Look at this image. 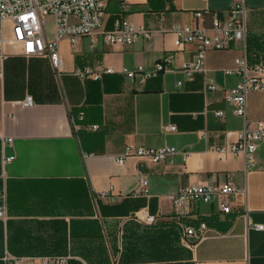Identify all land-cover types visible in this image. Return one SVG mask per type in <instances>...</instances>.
<instances>
[{"label": "crops", "instance_id": "0c3cea01", "mask_svg": "<svg viewBox=\"0 0 264 264\" xmlns=\"http://www.w3.org/2000/svg\"><path fill=\"white\" fill-rule=\"evenodd\" d=\"M234 1L109 0L102 32L125 20L149 37L127 46L109 45L101 33L73 45L62 40L58 74L48 57H26L20 44H3L0 264H48L55 258H66L65 264H264V143L250 167L243 156L218 152L244 126L224 97L242 78L224 70L235 69L236 59H244L247 76L264 67V0H243L244 40L208 50L205 73L187 78L181 68L194 62L196 47L174 44L176 27L204 28L212 35L210 16L223 19ZM198 10L210 16L196 19ZM3 28L9 40L10 25ZM44 33L54 38L53 17ZM165 57L169 71L142 83L122 74L151 70ZM84 68L100 78L75 75ZM107 68L112 73H102ZM206 82L215 89L205 90ZM26 96L32 105L22 107ZM246 120L264 123V91L247 95ZM169 126L175 131H166ZM126 145L171 146L185 157L152 164L129 155L119 165ZM230 176L244 193L227 215L216 204L176 207L171 201L186 185H216ZM140 179L148 181L149 197L130 194ZM143 208L155 224L130 218ZM200 223L207 225L206 236L183 245L181 225Z\"/></svg>", "mask_w": 264, "mask_h": 264}, {"label": "built area", "instance_id": "2783aa9c", "mask_svg": "<svg viewBox=\"0 0 264 264\" xmlns=\"http://www.w3.org/2000/svg\"><path fill=\"white\" fill-rule=\"evenodd\" d=\"M109 0H0V72L6 56L2 52V46L6 41L20 44L23 55L26 57H48L54 71L58 74L62 71V59L59 54V43L68 40L74 44L79 37H93L102 34L104 41L109 45L127 46L136 38L142 36L149 37V32L142 28H136L125 20H115L113 29L102 32L103 19L105 16L104 6ZM209 15L208 10H198L194 12L196 19ZM245 6L243 0L234 1L225 12L223 19L212 15L211 27L209 31L204 28L182 26L174 28L175 46L180 47L185 44H193L196 47L195 60L192 63L184 64L181 71L187 78H192L196 73H205L204 59L206 52L210 49H224L231 44L242 42L245 35ZM49 17L54 18V38L49 41L45 37L44 27ZM8 23L11 30V38L4 37L3 26ZM236 68L224 70L225 74L235 73L241 76L234 88L227 90L225 100L232 105L233 113L244 119L243 129L238 133L236 140L228 147L219 148L221 154H231L232 156H243L246 166L253 165L254 154L258 145L264 143V123L248 122L246 120V97L250 92L264 91V67L253 68L254 75H246V65L244 59L235 60ZM170 59L165 57L156 62L154 68L145 70L138 67L135 70H122V74L130 81L142 83L145 80L156 77L159 74L169 71ZM75 75L81 79L98 80L100 73H94L89 68L77 69ZM102 73H112L107 68ZM205 90H214L215 86L204 85ZM32 105L30 96H26L21 102L22 107ZM214 116L220 117L222 111H214ZM166 131H175L174 126H169ZM0 138H2L0 136ZM11 140L8 139V142ZM179 152L171 146L158 148L134 147L126 145L121 157L116 159V163L121 165L126 156L133 155L147 159L152 164L173 163ZM13 156L7 157L6 162L13 160ZM244 193V188L237 185L232 176L224 182L216 185H186L179 188L171 196L172 203L178 206H190L194 203L216 204L217 209L224 215L231 212V204L237 195ZM130 194L134 196L149 197L150 191L148 181L140 179L138 187ZM105 195V194H103ZM113 202V200H112ZM0 216L3 212L0 211ZM131 219L145 225H153L156 217L148 214L143 208L133 214ZM255 229L260 230L262 226L255 225ZM208 228L205 223H200L196 227L181 225V242L185 246H192L201 241L207 234ZM48 264H65L66 258L48 259Z\"/></svg>", "mask_w": 264, "mask_h": 264}]
</instances>
